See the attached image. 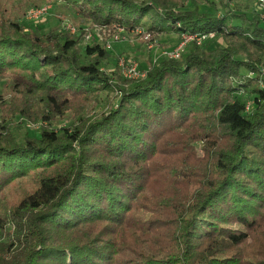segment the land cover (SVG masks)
Wrapping results in <instances>:
<instances>
[{
  "label": "trees",
  "instance_id": "obj_1",
  "mask_svg": "<svg viewBox=\"0 0 264 264\" xmlns=\"http://www.w3.org/2000/svg\"><path fill=\"white\" fill-rule=\"evenodd\" d=\"M65 1L85 23L214 36L128 79L102 68L106 47H81L84 29L26 31L0 0V82L18 95L1 106L46 124L19 140L0 123V264H264L262 16L233 0ZM102 91L117 106L82 116Z\"/></svg>",
  "mask_w": 264,
  "mask_h": 264
},
{
  "label": "rangeland",
  "instance_id": "obj_2",
  "mask_svg": "<svg viewBox=\"0 0 264 264\" xmlns=\"http://www.w3.org/2000/svg\"><path fill=\"white\" fill-rule=\"evenodd\" d=\"M2 1L4 3L3 7L6 18L21 22L25 26L26 31L38 29L44 33L55 28L56 30H66L70 34L76 35L80 33V30L84 29L85 33L83 34L81 47L92 43H99L106 47L110 52V57L102 63V68L109 73L118 71L122 75L120 59L124 58L126 61L130 60V62L138 65V69L146 77L148 68L152 63H158L164 58H171L168 53L178 46L183 37L175 31L159 33L152 37L143 31L129 30L116 24L100 26L90 21L85 23L78 16L74 8L68 5L65 0ZM215 3L216 6L211 5L209 2H202L200 10L203 12L229 10L223 7L221 0H215ZM43 6L48 8L47 12L37 18L30 16L32 10H37ZM228 8L238 13H245L248 18L260 14L263 18L261 25L264 27V9L260 8L258 0H233ZM233 22L240 23V20L235 19ZM215 42L216 45L224 43L221 39H217ZM191 45L185 47L182 57L191 50ZM262 67L264 68V60ZM9 85L10 81L8 79L1 81L0 94H2L4 100H7V102H13L18 95L10 89ZM118 96L114 91H102L98 93L96 102L92 103L81 115L86 118L100 117L105 112L117 106ZM22 99L26 103L31 100ZM14 110H17V106L15 109H7L5 106H1L0 102V123L5 122L7 119L19 140H23L26 134L37 136L40 130L39 127L46 125L41 124L39 121L40 117L37 118L38 121H35L24 115V113H16ZM37 113H40V111ZM76 116L74 110H69L65 116L55 120L52 127L60 131L68 127L72 121H76ZM31 181L32 177H29L22 182H18L15 187L6 190L4 199L9 206H11L10 202L12 200L16 201L24 194V190H31ZM5 240V234L0 232V241Z\"/></svg>",
  "mask_w": 264,
  "mask_h": 264
},
{
  "label": "built area",
  "instance_id": "obj_3",
  "mask_svg": "<svg viewBox=\"0 0 264 264\" xmlns=\"http://www.w3.org/2000/svg\"><path fill=\"white\" fill-rule=\"evenodd\" d=\"M258 4L260 5V8L264 9V0H258ZM47 10L48 8L43 6L42 8H39L37 10H32L30 13V16L37 18L38 16H41L42 14L47 12ZM137 30H140V29H137ZM213 36H214V33L202 34V35H199L198 37H196L195 35H191V34H188V35L185 34L183 35L182 41L178 44V46L174 50L169 52L168 55L171 58H181L185 47L190 43V41L197 40V42L200 44L207 38L213 37ZM120 65L122 67V75L128 79H139V78L145 77V74H143L138 69V65H136L134 62H130V60L126 61L124 58H121Z\"/></svg>",
  "mask_w": 264,
  "mask_h": 264
},
{
  "label": "water",
  "instance_id": "obj_4",
  "mask_svg": "<svg viewBox=\"0 0 264 264\" xmlns=\"http://www.w3.org/2000/svg\"><path fill=\"white\" fill-rule=\"evenodd\" d=\"M144 78V77H143Z\"/></svg>",
  "mask_w": 264,
  "mask_h": 264
}]
</instances>
